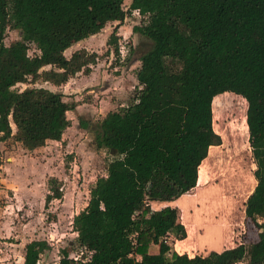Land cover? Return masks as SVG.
<instances>
[{
	"label": "trees",
	"instance_id": "16d2710c",
	"mask_svg": "<svg viewBox=\"0 0 264 264\" xmlns=\"http://www.w3.org/2000/svg\"><path fill=\"white\" fill-rule=\"evenodd\" d=\"M124 2L0 0V142L15 139L33 151L62 139L76 105L48 88L16 86L42 81L59 87L89 74L98 53L66 52L110 22L121 26ZM130 11L147 18L133 31L150 41L139 58L140 88L133 104L91 129L96 148L115 158L74 218L86 260L64 257L58 264H264V0H132ZM9 28L22 38L7 46ZM116 30L107 44L120 58ZM31 43L39 50L35 56ZM227 92L248 102L257 185L245 213L258 240L190 257L172 244L188 236L181 209L155 210L152 202L171 203L197 186L209 150L222 143L213 100ZM81 126L91 128L84 120ZM61 197L55 188L48 200ZM47 249L46 241H31L24 264H38Z\"/></svg>",
	"mask_w": 264,
	"mask_h": 264
},
{
	"label": "rangeland",
	"instance_id": "374dc122",
	"mask_svg": "<svg viewBox=\"0 0 264 264\" xmlns=\"http://www.w3.org/2000/svg\"><path fill=\"white\" fill-rule=\"evenodd\" d=\"M131 3L132 0L124 2L127 17L121 26L110 22L101 33L66 52L67 57L81 49L98 53L99 59L91 66L94 74L86 77L81 72L59 87L42 81L16 86L17 90L44 87L63 93L65 101L76 108L67 113L69 127L60 141H48L33 151L24 149L15 139L0 142V264H24L26 245L35 240L48 244L38 264H58L64 257L86 260L74 218L86 209L92 188L98 178L107 176L115 158L108 150L96 148L91 129L108 113L133 104L139 90V58L150 49V41L133 31L147 18L130 11ZM117 28L120 58L107 44ZM21 38L19 30L9 28L5 44L9 46ZM29 49L31 56L39 53L34 43L29 44ZM216 102L220 103L217 111ZM247 111V100L233 92L213 100L214 130L222 143L210 149L204 162L208 182L197 184L174 204L181 209L188 231L184 242L176 245L170 240L178 253L194 257L258 240V230L245 213L246 201L257 185L250 134L246 152L235 145L238 124L244 123ZM81 120L88 121L91 128H83ZM55 188L60 189L62 197L48 200ZM182 202L188 205L186 210ZM161 204L152 203L155 208Z\"/></svg>",
	"mask_w": 264,
	"mask_h": 264
},
{
	"label": "crops",
	"instance_id": "0c3cea01",
	"mask_svg": "<svg viewBox=\"0 0 264 264\" xmlns=\"http://www.w3.org/2000/svg\"><path fill=\"white\" fill-rule=\"evenodd\" d=\"M68 51V50H67ZM91 74H94V72H90L89 74H84V75H86V77H88L89 75H91ZM78 79V78H77ZM136 80H137V78H136ZM126 81V80H125ZM125 81H122V82H125ZM122 82H121V84H122ZM138 82V81H137ZM50 84V83H49ZM126 86V85H125ZM133 86H135V85H133ZM138 86H139V84H138ZM57 87V86H56ZM122 87H124V86H122ZM122 87H121V90H122ZM140 88V87H139ZM122 106V105H121ZM209 152H210V150H209ZM205 162V161H204ZM204 162L202 163V165L200 166V168H199V178H198V186H202V185H204V184H206L207 182H208V174H207V170L205 169V166H204ZM183 197V196H182ZM181 198V197H180ZM179 198V199H180ZM178 200V199H177ZM177 200H175V201H173V202H171V203H164V202H162L163 204H161V206H160V208H155V207H153V205H152V207H153V209H161V208H164V207H166V206H176V205H174V204H176V201ZM153 203V202H152ZM156 203H161V202H156ZM181 206L183 207V209L184 210H186L187 209V207H188V205L187 204H185V202H182V204H181ZM178 207V206H177ZM182 212V211H181ZM181 218H182V213H181ZM183 222V221H182ZM184 224V223H183ZM187 233H188V231H187ZM187 239V238H186ZM185 239V240H186ZM203 239H204V237H203ZM203 239H202V241H203ZM185 240H177L176 241V245L178 244V243H182V242H184ZM224 249H227V248H224ZM224 249H221V250H219V249H213V250H210L208 253H206V254H204V256L205 255H208L211 251H218V252H221V251H223ZM179 254H181V253H179ZM190 256V255H189ZM190 257H192V256H190ZM25 260V258H23V261Z\"/></svg>",
	"mask_w": 264,
	"mask_h": 264
},
{
	"label": "bare ground",
	"instance_id": "6f19581e",
	"mask_svg": "<svg viewBox=\"0 0 264 264\" xmlns=\"http://www.w3.org/2000/svg\"><path fill=\"white\" fill-rule=\"evenodd\" d=\"M220 107V103L216 102L215 103V111H217V108ZM240 115V113H239ZM244 123L238 124V139L236 141L237 144L236 147L239 148L241 151L246 152V149L248 148L246 145L248 143V136H249V130H248V125L246 123L247 121V116L246 118H243ZM241 158V157H240ZM239 159V158H238ZM234 163V162H233ZM234 187V186H233ZM247 188V187H246ZM245 188V189H246ZM237 189V188H236Z\"/></svg>",
	"mask_w": 264,
	"mask_h": 264
}]
</instances>
